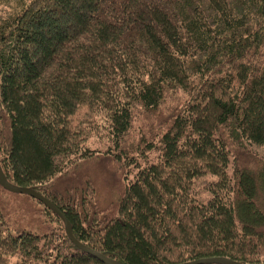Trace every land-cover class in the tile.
<instances>
[{
    "label": "trees",
    "instance_id": "16d2710c",
    "mask_svg": "<svg viewBox=\"0 0 264 264\" xmlns=\"http://www.w3.org/2000/svg\"><path fill=\"white\" fill-rule=\"evenodd\" d=\"M0 170L119 264H264V0H0ZM1 202L0 264H107Z\"/></svg>",
    "mask_w": 264,
    "mask_h": 264
},
{
    "label": "rangeland",
    "instance_id": "374dc122",
    "mask_svg": "<svg viewBox=\"0 0 264 264\" xmlns=\"http://www.w3.org/2000/svg\"><path fill=\"white\" fill-rule=\"evenodd\" d=\"M92 116V112L89 109H82V111L77 115L74 120V127L76 130H81L84 126L87 125L88 121ZM96 144V143H94ZM97 145V144H96ZM238 157L241 159L242 165L245 167L257 170L261 164L257 160H253V156L250 153L239 151ZM63 161L60 160V163ZM103 163L99 161L81 164L79 166V173L75 177H70L67 179L59 188H63L68 185H76L83 181H95L97 185L96 193L101 201L103 206H111L116 204V200L120 195V187L114 186L109 178L103 173L102 170ZM3 194L1 197L2 207L5 211L9 212L13 209L19 211H25L29 216L34 217L35 215L40 216L43 212L40 206L35 204V200L28 199L26 196L14 194ZM36 212L35 215H30Z\"/></svg>",
    "mask_w": 264,
    "mask_h": 264
},
{
    "label": "water",
    "instance_id": "95a60500",
    "mask_svg": "<svg viewBox=\"0 0 264 264\" xmlns=\"http://www.w3.org/2000/svg\"><path fill=\"white\" fill-rule=\"evenodd\" d=\"M0 181H1L2 187L6 191L14 193V194H20V195L29 196V197L37 200V201H40L41 203H43L44 205L49 207L52 211H54L62 219V221L66 225V227H67L66 228L67 229V235H68L70 241L78 249H80L81 251H83L85 253H88L90 255H93V256L97 257L98 259H100L101 261H103V262H105L107 264H119V263L109 259L108 257H105V256H102V255H99V254L95 253L93 250L89 249L88 247H86L83 244H81L80 242H78L76 240V238L73 236L69 221L66 219L64 214L50 200H48L45 197H43L42 195L32 191L31 189L13 186L4 177V175L1 172V170H0ZM185 264H241V263H238L236 261H231V260H228V259H225V258H210V259H202V260L195 261V262H189V263H185Z\"/></svg>",
    "mask_w": 264,
    "mask_h": 264
},
{
    "label": "bare ground",
    "instance_id": "6f19581e",
    "mask_svg": "<svg viewBox=\"0 0 264 264\" xmlns=\"http://www.w3.org/2000/svg\"><path fill=\"white\" fill-rule=\"evenodd\" d=\"M20 195V194H19Z\"/></svg>",
    "mask_w": 264,
    "mask_h": 264
}]
</instances>
